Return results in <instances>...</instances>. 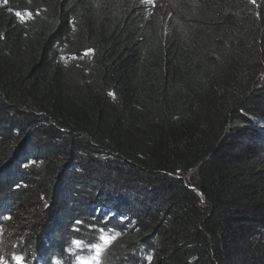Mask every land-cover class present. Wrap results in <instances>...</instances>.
<instances>
[{"label":"trees","instance_id":"16d2710c","mask_svg":"<svg viewBox=\"0 0 264 264\" xmlns=\"http://www.w3.org/2000/svg\"><path fill=\"white\" fill-rule=\"evenodd\" d=\"M17 257L264 264V0H0Z\"/></svg>","mask_w":264,"mask_h":264},{"label":"snow or ice","instance_id":"6c2138e0","mask_svg":"<svg viewBox=\"0 0 264 264\" xmlns=\"http://www.w3.org/2000/svg\"><path fill=\"white\" fill-rule=\"evenodd\" d=\"M254 2V0H253ZM17 15H20L19 13H17ZM17 259V264H21V259L19 257L16 258Z\"/></svg>","mask_w":264,"mask_h":264},{"label":"water","instance_id":"95a60500","mask_svg":"<svg viewBox=\"0 0 264 264\" xmlns=\"http://www.w3.org/2000/svg\"><path fill=\"white\" fill-rule=\"evenodd\" d=\"M192 189H195V188H192ZM202 198H203V196H202Z\"/></svg>","mask_w":264,"mask_h":264},{"label":"bare ground","instance_id":"6f19581e","mask_svg":"<svg viewBox=\"0 0 264 264\" xmlns=\"http://www.w3.org/2000/svg\"><path fill=\"white\" fill-rule=\"evenodd\" d=\"M89 259V258H88ZM81 263V262H80Z\"/></svg>","mask_w":264,"mask_h":264}]
</instances>
